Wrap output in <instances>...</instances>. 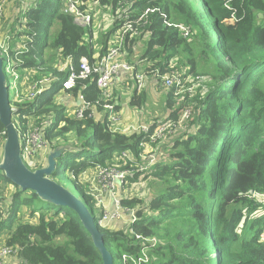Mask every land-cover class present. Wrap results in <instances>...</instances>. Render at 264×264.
Listing matches in <instances>:
<instances>
[{
  "label": "trees",
  "instance_id": "obj_1",
  "mask_svg": "<svg viewBox=\"0 0 264 264\" xmlns=\"http://www.w3.org/2000/svg\"><path fill=\"white\" fill-rule=\"evenodd\" d=\"M64 1L28 0L32 5L23 13L25 23H17L18 17L10 29L18 26L17 35L29 45L19 68L34 70L37 78H57L32 102L10 98L13 122L22 116L50 121L44 134L51 151L69 149L58 159L51 179L60 184L62 175L73 177L114 264H264V202L257 205L248 198L251 193L264 194V0H89L81 7L83 13L93 20L96 14L100 18L99 13H109L113 20L101 39L93 25L82 28L62 12ZM123 2L133 5L132 17L143 16L138 28L134 24L138 35H128L122 54L147 77L141 91L132 80L135 94L130 106L146 104L149 85L166 97L165 118H156L149 134L111 132L109 118L99 114L101 105L94 118L69 117L60 101L66 75L58 72L59 64L68 57L76 65L82 58L94 63L105 57L125 23L119 14ZM55 24L59 32L49 44ZM169 24L187 27L190 33L185 36ZM47 48L52 56L46 55ZM196 51L200 54L195 56ZM174 75L183 83L193 78L190 86L196 91L177 96V86H162L163 77ZM94 78L78 81L69 93L96 104L101 91ZM115 96L108 102L117 103ZM185 110L192 115L179 132L173 130L149 149L141 147L161 124L177 123ZM27 122L22 121L24 128ZM0 133L5 145L1 122ZM154 151L158 161L148 171H139L141 154ZM24 162L33 171L44 167ZM108 166L132 170L127 178L130 188L146 187L144 197L129 195L121 201L123 207L136 210L137 220L119 230L99 223L103 214L99 216L90 195V183L84 185L81 179L90 170ZM4 183L10 194H0V238L6 236L1 246L17 251L6 264H103L74 211L22 191L0 170V184ZM151 241L156 247L145 257L142 250Z\"/></svg>",
  "mask_w": 264,
  "mask_h": 264
},
{
  "label": "built area",
  "instance_id": "obj_2",
  "mask_svg": "<svg viewBox=\"0 0 264 264\" xmlns=\"http://www.w3.org/2000/svg\"><path fill=\"white\" fill-rule=\"evenodd\" d=\"M89 0H65L63 3L62 12L74 17L77 25L82 28H89L93 23V18L89 13H83L81 7L87 4ZM10 3H16V0H0V59L2 60V69L6 77V85L10 98L14 102H32L41 96L47 89L54 85L57 78L54 76L37 78L36 72L27 68H19L20 65L25 64L23 55L28 51V42L23 37L17 35L16 26L15 31L10 30L3 33V27L5 25V18L7 16L6 11L9 10L12 5ZM28 3L21 5L20 9L14 11L17 12L18 18L21 13H24L27 9ZM133 5L129 3H121V10L119 12L121 19L125 22L118 31V37H113L110 43H114L107 55L101 60L91 63L87 58H82L79 64L76 65L71 57L64 58L58 67L60 74L66 75V78L62 82L61 95L65 97H72L69 91L73 90L78 81H87L90 78H94L96 85L101 91V98L93 104L89 102L84 95L80 94L77 96L78 106L70 107L65 104L68 108V112L74 114L73 118L81 120L88 116L94 118L98 111L97 106L101 105L103 116H107L110 121L111 132L114 133H150V125L131 123H123V115L117 111V103H109L112 99L113 94L111 89L116 80L123 77L125 80H135L136 88L141 91L146 82V75L143 73L136 72V68L123 60V48L125 46L126 38L128 35H138L137 28L143 23V16L140 18L132 17L130 9ZM21 10V11H19ZM150 10L147 11L149 13ZM134 21V19H136ZM227 24L231 22L227 21ZM184 32L185 36H188L190 29L180 25H171ZM11 29V27H10ZM126 74V76H123ZM193 82V78H190L186 83H183L178 75L172 77H163V85L165 87L177 86V96L183 93L193 94L196 88L190 86ZM192 113L190 110H185L182 114L181 119L175 123L171 122L167 125L160 126L153 132L149 137V142H142L141 147L149 149L151 144L156 143L157 140H165L167 136L172 135L173 130L177 131L180 126L186 123ZM31 120L26 116H22L16 119L15 127L18 131L20 139L21 154L24 160L30 161L33 166H43V157L47 158L51 152V145L45 138L44 130L50 125V121H41L35 123L27 122L26 127L22 126V121ZM57 149V148H56ZM128 153H123V158L133 161V158L128 156ZM142 163L138 166V170L141 172L148 171L157 161L158 156L156 151L147 154H141ZM37 168V167H36ZM43 168V167H42ZM38 170V169H37ZM136 168H133L135 171ZM132 170L121 169L119 167H98L95 170H90L82 176L83 182L90 183V195L96 192L95 183L97 180L103 182L104 189L109 192V195L105 196L101 200H95L97 207L102 211V219L100 224L105 227H111L114 220H123L120 216L122 210L128 212L129 222H135L137 220L135 209L125 208L117 200L120 192L125 190L128 186V177L132 176ZM92 196V195H91ZM93 197V196H92ZM111 201V203H110ZM156 247V241H151L150 246L143 248V253L151 248ZM17 254L16 250L9 249L7 247L0 246V264H6L8 260ZM146 257V255H145ZM139 261H143L140 258Z\"/></svg>",
  "mask_w": 264,
  "mask_h": 264
},
{
  "label": "water",
  "instance_id": "obj_3",
  "mask_svg": "<svg viewBox=\"0 0 264 264\" xmlns=\"http://www.w3.org/2000/svg\"><path fill=\"white\" fill-rule=\"evenodd\" d=\"M13 114L6 77L2 69V60L0 59V122L5 127L7 135L0 170L12 184L22 191H33L47 203L74 211L90 234L95 248L101 254L103 264H114L113 256L106 248L104 235L98 229L95 218L85 203L73 192L51 179L58 166V159L69 151L68 147H58L51 152L48 156L47 166L44 168L35 171L30 170L21 154L20 139L13 122Z\"/></svg>",
  "mask_w": 264,
  "mask_h": 264
},
{
  "label": "rangeland",
  "instance_id": "obj_4",
  "mask_svg": "<svg viewBox=\"0 0 264 264\" xmlns=\"http://www.w3.org/2000/svg\"><path fill=\"white\" fill-rule=\"evenodd\" d=\"M24 2L25 3H27L28 2V0H16V3H10L11 5H12V7L9 9V10H7L6 11V13H7V16H6V18H5V20H4V22L6 23V24H10L11 25V27H12V25H13V23H14V21H15V17L17 16V12L16 13H14V11H16L17 9H20V8H18V7H20L22 4H24ZM201 5H200V7H201V9H202V11H205V7H204V5H203V3H200ZM32 5V2H29L28 3V5H27V9L30 7ZM16 6H18V7H16ZM26 9V10H27ZM19 11H21V10H19ZM104 13H99V16H100V18L98 17V15L96 14L95 16V19L93 20L94 21V23L92 24L93 25V32H94V34H95V36L97 37V38H99V39H101L102 38V36H103V34H105V33H107V32H109L111 29H112V24H113V20H111V18H110V15H109V13H105L104 15H103ZM19 18L21 19V21L19 20H16L17 21V23H25V20H24V18H23V13H21L20 15H19ZM16 25H18V24H16ZM112 25V26H111ZM18 27V26H17ZM213 28V27H212ZM11 32V31H10ZM58 32H59V27H58V25H54L53 26V28L50 30V33H49V35H48V43L50 44V43H52L54 40H55V38H56V36H57V34H58ZM216 32V31H215ZM196 54H200V52L199 51H196L195 52V56H196ZM46 55L47 56H52L53 55V53H52V51H51V49L50 48H47L46 49ZM53 61H54V63H60V59L59 58H53L52 59ZM37 75V74H36ZM132 88H130V92L129 93H127V97H131V99H132V97L134 96V94H135V82L133 81L132 83H131V85H130ZM147 87V86H146ZM116 90L120 93V92H122V90H121V85H117L116 86ZM149 92H150V90L149 89H147L146 90V94H147V97H148V94H149ZM111 93H114L113 92V87H112V89H111ZM165 95L162 97V96H160V99H159V101H158V104H159V106L158 107H156L155 109H153V111H154V115L155 116H160V118L158 119V120H160L161 119V121L163 122V120H164V118H165V102H166V100H165ZM60 101L62 102V103H64L61 99H60ZM131 102V101H130ZM152 103H156L155 101H153V99H152V101L150 102V104H152ZM236 103V102H235ZM65 104V103H64ZM147 104H149V102H146V104L143 106V107H132L131 106V108H133L134 110H141L142 112H143V114L144 115H147L148 113H149V109H148V107H147ZM68 114V116L69 117H73V115L74 114H72V113H70V112H68L67 113ZM29 122L30 123H35L34 122V120H29ZM168 123H166V124H161L162 126L163 125H167ZM149 126V125H148ZM181 130V128L180 129H178V131L177 132H179ZM174 136H177V135H174ZM172 140V139H171ZM3 138H2V134L0 133V158H1V156H3V152H4V149L2 148L3 147ZM50 155V154H49ZM48 155V156H49ZM48 156H46L47 157V161H48ZM44 167L45 166H47V163L46 164H44L43 165ZM154 166V165H153ZM152 166V167H153ZM43 167V168H44ZM41 169V168H40ZM82 179V178H81ZM127 184H128V182H127ZM60 185H62L64 188H66L67 190H69V191H71V192H73L79 199H82V197H81V195H80V193L78 192V189L76 188V186H75V183H74V180H73V177L69 174V173H67V174H64V175H62V177H61V181H60ZM84 185H87L86 184V182H84ZM104 184H103V182H101V181H99V180H97V182L95 183V189H96V192L94 193V194H91L92 196H93V198H94V200H101V199H103L105 196H107V195H109V192H107L105 189H104ZM145 187V186H144ZM144 187H135L134 185L132 186V188H130L129 187V185L127 186V188L125 189V190H123V191H121L120 192V195L117 197V200H119L120 201V204H121V201L123 200V199H125V198H127L129 195H130V197H138V198H140V197H144V195L143 194H141V193H143V191L145 192V189H144ZM146 188V187H145ZM9 190H10V187L7 185V184H0V194H3V195H8V194H10V193H8L9 192ZM249 199H252V200H254L255 201V203L257 204V205H260L262 202H264V194H254V193H251L250 195H249V197H248ZM110 203H111V201H110ZM96 205V204H95ZM96 207H97V205H96ZM97 209H98V207H97ZM29 211V212H28ZM28 211H26L27 212V214H29L30 213V210H28ZM135 213H136V210H135ZM26 214V215H27ZM98 214H99V216L102 214V212L98 209ZM120 216H121V218L123 219V220H121V221H119V220H114L113 222H112V228L114 229V230H119V229H121L122 227H126V225L128 226V225H130L131 223L128 221L129 220V215H128V212H126V211H123L122 210V212H121V214H120ZM101 221V220H100ZM100 223V222H99ZM245 230H246V228H243L242 229V232H245ZM247 233V232H246ZM245 233V234H246ZM263 234H264V232H263ZM5 241H6V236L4 235V236H2L1 238H0V246L2 245V244H5ZM2 243V244H1ZM215 257H217L216 256V253H215ZM16 259H17V257H16ZM13 261V260H12ZM11 261V262H12ZM10 262V261H9ZM219 264H220V262H218Z\"/></svg>",
  "mask_w": 264,
  "mask_h": 264
},
{
  "label": "crops",
  "instance_id": "obj_5",
  "mask_svg": "<svg viewBox=\"0 0 264 264\" xmlns=\"http://www.w3.org/2000/svg\"><path fill=\"white\" fill-rule=\"evenodd\" d=\"M10 27H11L10 24L5 23L2 32L3 33L8 32L10 30ZM123 76H126V74H124ZM132 82L133 81L131 80V77L129 78V80H125L123 77H121L120 79L116 80L113 84L114 93L112 94L116 95L115 100L117 101V104H118L117 107H120L119 112L123 115V123L124 124L139 123V124L152 125L156 118H160V116L154 115L153 109L159 106L158 101L160 99L161 94H158L157 89H155L153 85H149V88H147L150 90L148 97H147V102H149V104H147V107L150 111L147 115H144L141 110H134L130 106L131 97L130 96L127 97V93L131 91L129 86L131 85ZM117 85H121L122 92L119 93L116 90ZM60 99L65 104H68L70 107H73V106L77 107L79 105L77 101V97L72 96L69 98V97L62 96ZM152 99L156 103L150 104ZM100 116H103V113H100Z\"/></svg>",
  "mask_w": 264,
  "mask_h": 264
}]
</instances>
